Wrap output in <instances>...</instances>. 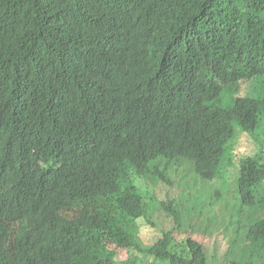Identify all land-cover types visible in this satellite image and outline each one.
<instances>
[{"label":"trees","instance_id":"obj_1","mask_svg":"<svg viewBox=\"0 0 264 264\" xmlns=\"http://www.w3.org/2000/svg\"><path fill=\"white\" fill-rule=\"evenodd\" d=\"M235 127L264 138V0H0V264H237L209 205L134 184L172 185L184 160L217 182ZM235 181L239 264H264L263 142Z\"/></svg>","mask_w":264,"mask_h":264},{"label":"rangeland","instance_id":"obj_2","mask_svg":"<svg viewBox=\"0 0 264 264\" xmlns=\"http://www.w3.org/2000/svg\"><path fill=\"white\" fill-rule=\"evenodd\" d=\"M252 86L253 82L251 81L247 83L240 82L232 88V92L238 93L236 94L238 96L248 95ZM262 142L264 146L263 136L258 137V135H256L255 137H250L243 134L235 127V135L229 142L233 163H229L225 158L223 159L225 166H223L221 170L222 174L219 180L215 183H209L199 179L195 174L192 163L184 160L181 162H172L170 166V168H175L173 174H170L171 181L173 182L172 185L161 182L157 184L156 188L154 186L155 182L152 183V180L142 178L136 179L134 184L137 188L142 187L148 190L147 193L149 195H154V197L158 199V202H166L167 198H177L181 195L180 199H177L178 202L182 206H189V209L193 208L195 205L200 210L203 206L209 205V212H206L205 221H208V231L212 232L210 237L223 232L226 235V240H223V243L235 242L232 248H229L227 251V258L239 264L246 256L245 249L247 246L245 244V233L241 230L238 232L237 226L235 225L240 211V201L235 181L236 173L239 167V161L248 156H254L259 150V144ZM158 162L159 166L167 165V161L163 159H160ZM173 164L175 166H173ZM169 171L171 172V169H169ZM217 190L218 196L214 199L212 194H215ZM155 198H152L153 204L156 203ZM161 208L160 203L147 208L143 223L138 225V234L141 236L142 242L146 246L154 245L158 242V236L160 234L157 231V223L160 222L161 219H164L163 212L160 211ZM113 214L116 218H119V214L115 212ZM203 219L204 217L192 219L194 229L196 228V234L202 232L199 228H202L200 225L201 222H204ZM185 236L183 231L176 232L173 245L183 246L186 238ZM112 249L115 251L117 250L114 247ZM118 255L119 260L123 261L129 257V251H119Z\"/></svg>","mask_w":264,"mask_h":264},{"label":"clouds","instance_id":"obj_3","mask_svg":"<svg viewBox=\"0 0 264 264\" xmlns=\"http://www.w3.org/2000/svg\"><path fill=\"white\" fill-rule=\"evenodd\" d=\"M238 191V190H237ZM239 197V196H238ZM163 220L161 219V221L160 222H158L157 223V226H160L161 227V222H162ZM186 237V236H185Z\"/></svg>","mask_w":264,"mask_h":264},{"label":"bare ground","instance_id":"obj_4","mask_svg":"<svg viewBox=\"0 0 264 264\" xmlns=\"http://www.w3.org/2000/svg\"><path fill=\"white\" fill-rule=\"evenodd\" d=\"M108 39V38H107ZM79 71V70H78ZM86 85V84H85ZM52 96V95H51ZM42 109V108H41ZM33 111V110H32ZM38 155V154H37ZM100 170H101V168H100ZM92 178V177H91ZM51 181V180H50ZM2 184V183H1ZM21 206V205H20ZM27 207V206H26ZM205 211V210H204ZM149 217V216H148ZM160 219V218H159ZM149 221V220H148ZM147 222V221H146Z\"/></svg>","mask_w":264,"mask_h":264}]
</instances>
